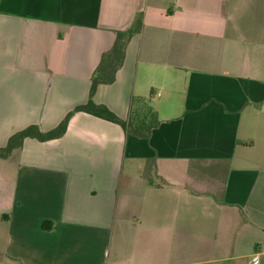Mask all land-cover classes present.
<instances>
[{
    "label": "crops",
    "instance_id": "1",
    "mask_svg": "<svg viewBox=\"0 0 264 264\" xmlns=\"http://www.w3.org/2000/svg\"><path fill=\"white\" fill-rule=\"evenodd\" d=\"M64 134L0 158V264H264V0H0V148L88 100Z\"/></svg>",
    "mask_w": 264,
    "mask_h": 264
},
{
    "label": "trees",
    "instance_id": "2",
    "mask_svg": "<svg viewBox=\"0 0 264 264\" xmlns=\"http://www.w3.org/2000/svg\"><path fill=\"white\" fill-rule=\"evenodd\" d=\"M141 24V16H137L131 28L118 33L115 42L107 53L102 57L100 65L94 72L89 89L88 100L84 105L77 106L68 113L65 118L53 129L43 132L36 125H29L26 128L14 133L9 137L4 147L0 148V158L6 159L12 150L19 148L26 138L36 139L40 142L60 138L65 130L70 117L75 112H84L98 117L105 121L119 125L128 133H136L142 137H148L152 130L159 125L156 112L142 98L134 97L130 101L129 114L126 120H121L104 105L95 104L92 100L96 87L102 83H111L114 74L120 66L123 50L128 37L138 32Z\"/></svg>",
    "mask_w": 264,
    "mask_h": 264
},
{
    "label": "built area",
    "instance_id": "3",
    "mask_svg": "<svg viewBox=\"0 0 264 264\" xmlns=\"http://www.w3.org/2000/svg\"><path fill=\"white\" fill-rule=\"evenodd\" d=\"M247 264H260L259 254H253Z\"/></svg>",
    "mask_w": 264,
    "mask_h": 264
}]
</instances>
